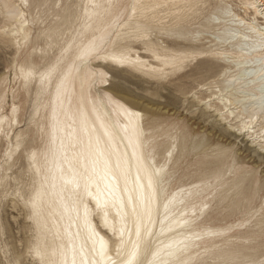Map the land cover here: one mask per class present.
Wrapping results in <instances>:
<instances>
[{"label":"bare ground","instance_id":"1","mask_svg":"<svg viewBox=\"0 0 264 264\" xmlns=\"http://www.w3.org/2000/svg\"><path fill=\"white\" fill-rule=\"evenodd\" d=\"M247 2L0 0L8 5L7 9L0 8L5 19L0 37L15 49L14 76L30 108L26 130L16 131L23 122L22 109L15 103L21 94L11 91L13 103L10 113H6L8 78H2L0 152L5 144L7 148L0 161V189L1 195L7 196L14 185L13 199L8 204L27 211L32 238L26 253L33 264H39V260L29 253L37 243L49 252L55 251L56 258L66 253L68 264L73 250L77 261L81 259V245L89 261L108 264L107 257L115 259L121 223L126 233L134 231L132 209L139 212L140 193L147 196L150 191L138 157L152 169L163 168L161 174L169 181L163 191L158 189L154 202L153 231L159 234L156 244L171 238L184 240L191 245L183 256L187 264L264 262V200L255 209L257 195L244 189L247 183H253L250 174L236 165L227 166L225 152L212 162L211 155L202 150L196 154L201 157V166L196 165L194 170L199 179L184 184L182 178L193 170L189 164L185 170L184 162L201 147L195 146L193 131L186 125L179 134L158 131L157 122L151 119L157 116L155 111L145 114L120 98L116 83L108 82L110 73L121 79H142L151 85L178 75L182 78L206 73L207 78L198 88L209 96L194 94L197 104L208 115L223 116L215 122L230 123V134L244 136L264 156L259 150L264 137V43L260 36L264 17L256 15V9L241 6ZM32 5L43 12L48 8L52 19L33 16ZM249 25L256 31H250ZM145 30L150 33L146 41L129 38V34ZM89 43L98 45V54L81 61L79 52ZM145 44L155 48L160 58L145 51ZM125 55L134 62L117 63V58ZM29 70L33 75L26 79L24 74ZM50 70L51 76L44 79ZM57 88L61 89L59 96ZM118 104L129 111L121 110ZM133 129L140 134L139 143L132 136ZM64 154L68 158L77 154L73 165L80 170L87 164L94 177L91 191L108 203L107 222L91 196L84 198L89 209L87 222L82 206L77 209L79 218L71 209L74 192L81 190H74L66 182L71 172ZM21 156L29 174L28 183L18 176L21 171L12 174ZM105 159L109 161L107 168ZM37 191L43 193L39 215L30 202ZM65 204L69 206L67 211ZM100 237L107 244L104 258L98 255ZM2 256L6 264H21L20 256L13 255L12 261L8 252L2 251Z\"/></svg>","mask_w":264,"mask_h":264},{"label":"rangeland","instance_id":"2","mask_svg":"<svg viewBox=\"0 0 264 264\" xmlns=\"http://www.w3.org/2000/svg\"><path fill=\"white\" fill-rule=\"evenodd\" d=\"M73 1L75 0H72V2ZM35 6L36 5H32L30 7V12L33 16H42L43 19H47L48 21L52 19V12L48 8H45V12H43ZM0 12L1 30L5 25V19L2 11ZM36 31L37 30L34 31V35H36ZM7 41L8 40L0 37V81L4 77L8 78V98L5 104V112L10 113V107L13 103L11 91H19V94L21 95L15 100V103L22 109L23 122L20 128L16 131L26 130L28 114L30 111L29 103L25 102V97L23 96L19 84L20 82L14 76V61L17 56L12 44ZM206 75V73L197 74L195 76L185 75L182 78L178 75L169 78L167 82H162V84L151 85L142 79L140 82L139 79L136 78L131 80L123 78L125 79V81H123V79L116 78L110 73L108 82L111 84L116 83L119 88L117 94L120 98H123L133 106H136L145 114L147 111H155L157 116L152 117L151 119L157 122L156 124H158L159 127L158 131L162 132L163 130L167 132L169 131L171 134H179L183 130L184 125L188 126L191 131H193L195 146L201 147L196 152L194 151L189 159L184 162L185 170L190 165L193 167L190 174L187 175V177L182 178L181 181L184 184H189L199 179L198 176H195L194 170L197 167L196 165L201 166L199 163H202V160L201 157L196 154H199L202 150H206V152L211 155L209 161L214 162L216 161L215 157L217 155L221 152H225V164L227 166L236 165V167L242 168L245 173L250 174V180L253 183H247L244 189L257 195L254 207L255 209H258L261 202L264 200V156H262L244 136H233L227 128H222L224 125L218 123V121L215 122L216 120H212L210 122L209 119H206V117L213 118L214 116L206 114L203 111L204 108L199 106L194 99V94L199 97L209 96V93L206 91L203 92L204 94H201V90L198 88V84L207 78ZM137 81L143 86L139 83L137 84ZM178 108L180 110H178ZM210 127H214V130L211 133H208L207 130ZM237 145L239 146L238 150H236ZM250 145L252 146V149L250 148ZM6 148L5 144L0 152V161L3 160ZM177 155L178 152H175L176 157ZM186 165L188 166L186 167ZM18 170L21 171L18 176H20L25 183H28L29 174L26 169L24 157L22 156L17 167L12 170V174L16 175ZM180 176L183 175L181 174ZM13 189L14 185H11L8 191L9 195L7 196L1 195L2 190L0 189V264H6L5 259L2 256V251L8 252V257L11 261L14 260V256L17 258L20 256L21 258L18 259L21 264H29V262L33 264L26 253L28 242L32 238V234L29 232L31 223L27 220V217H25L27 211L24 210L23 207L14 209L11 207L12 205L8 204V202L13 199L11 196Z\"/></svg>","mask_w":264,"mask_h":264},{"label":"snow or ice","instance_id":"3","mask_svg":"<svg viewBox=\"0 0 264 264\" xmlns=\"http://www.w3.org/2000/svg\"><path fill=\"white\" fill-rule=\"evenodd\" d=\"M242 7L250 8V9H256V15L264 17V0H260L259 3H257V0H248L247 3L241 5ZM0 8H8V5L6 3H0ZM12 15H15L16 13H11ZM241 23H243L241 21ZM250 31H256V28L252 25H249ZM150 33L145 30V32L140 33L138 35H130L129 38L133 40H147L148 35ZM260 36L262 43H264V29L260 30ZM145 51H151V55L157 59H159V54L155 48L149 49V46L145 44L144 46ZM94 54H98V45L95 43H89L86 47H84L80 52L78 58L81 59V61H84L88 59L89 57H92ZM136 59H139L137 57ZM133 58L131 56H122L120 58H117V63L124 64V63H133ZM54 70V69H53ZM51 71H49L48 75L44 77V79H47L51 76ZM25 78H31L33 75V72L29 70L25 74ZM67 79V77L65 78ZM74 87V84L72 85ZM81 87H83V82H81ZM68 89L65 88V91ZM61 94V89L57 88V96ZM118 107L127 112L129 111L124 105H119ZM136 115H139L137 113ZM206 119H209L210 122L212 120H223L224 117H214L209 118L206 117ZM225 128L231 129V124L228 123L224 125ZM214 129L210 127L207 131L208 133H211ZM242 130V129H237ZM139 132H137L135 129L132 131V136H134L137 140V143H139ZM97 145L100 144V139L97 138L96 141ZM19 138H17L16 148H19ZM239 146H236V150H238ZM259 150L264 153V137H261L260 143H259ZM65 158L68 163L69 171L71 172V178L68 179L66 182L73 185V189H80L81 191L74 192L75 199H73L71 203V209L73 211H76V216L79 218V212L77 211L78 206H82L84 209V218L87 222V217L89 213L88 205L84 202L85 197H93V199L96 202V210L104 217L105 222H107V215H108V203L107 201H103L100 199L98 194H94L91 191V186L94 183V177L92 173L89 171V168L87 164L83 166V169L80 170L77 167H74L73 161L76 160L77 154H73L71 158L67 157V154H64ZM79 155L83 156V153H80ZM100 155H104L103 152H100ZM33 160L35 159V153H32ZM77 163H79L77 161ZM105 167L107 168L109 161L105 159L104 161ZM138 164L143 168V171L145 173V176L147 178V188L150 190L148 195L145 196L143 191L140 193V201L142 208L138 212L135 207H133L132 212L134 215L133 219V225H134V231H128L125 232V226L123 223H121V227L119 228L118 234L120 239L118 240L114 252H115V259H112L111 257H107L108 264H187V262L184 260L183 256L186 254L189 249L191 248V245L186 243L184 240H176L175 238L169 239L167 242L160 241L159 244H156V240H158V235L154 233V221H153V213H154V202L157 197V191L158 189L160 191L164 190V186L166 183H168V179L165 175H162L161 173L164 172V169H152L150 164H145L143 159L138 157ZM92 171H95V167L93 164ZM184 191V190H181ZM176 195H179L177 193ZM191 195V193H189ZM43 193L41 191H37L32 200L30 201L32 204L33 209L36 211V214H40V202L42 199ZM131 200V197H129ZM175 199V196L173 197ZM171 202V201H170ZM183 203V200L180 201ZM65 210L67 211L69 206L67 204L63 205ZM165 208L167 209V205H165ZM120 213H118L119 215ZM121 220L123 221V216H121ZM71 222V218H70ZM186 223V222H185ZM164 228L161 227L160 234H163ZM113 233L117 234V230L113 229ZM94 235H98L93 233ZM126 237V238H125ZM99 253L98 255L101 256V258H104L106 256L107 252V244L104 241L103 237L99 238ZM156 244V247L153 249V245ZM84 247L81 245L80 248V255L81 259L77 261L76 258V252L73 250L71 264H97L96 261H89L88 257L84 255ZM30 255H34L38 258L39 264H68L66 253H60L59 258L57 257V253L55 251L49 252L47 248L42 247L40 243H37L32 249H30ZM148 256H151V259H147ZM31 264V262H29ZM261 264H264V262H261Z\"/></svg>","mask_w":264,"mask_h":264}]
</instances>
